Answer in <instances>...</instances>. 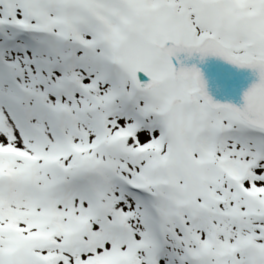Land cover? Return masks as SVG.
Here are the masks:
<instances>
[{
    "label": "snow or ice",
    "instance_id": "6c2138e0",
    "mask_svg": "<svg viewBox=\"0 0 264 264\" xmlns=\"http://www.w3.org/2000/svg\"><path fill=\"white\" fill-rule=\"evenodd\" d=\"M0 264H264V0H0Z\"/></svg>",
    "mask_w": 264,
    "mask_h": 264
},
{
    "label": "water",
    "instance_id": "95a60500",
    "mask_svg": "<svg viewBox=\"0 0 264 264\" xmlns=\"http://www.w3.org/2000/svg\"><path fill=\"white\" fill-rule=\"evenodd\" d=\"M206 70L211 76L220 77L227 83V87L218 93V96L238 100L241 89L247 86L248 74L246 72H237L217 62H211Z\"/></svg>",
    "mask_w": 264,
    "mask_h": 264
}]
</instances>
